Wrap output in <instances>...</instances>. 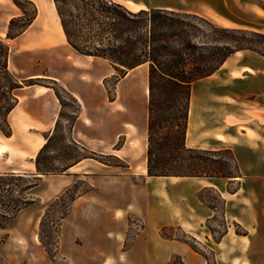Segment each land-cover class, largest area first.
I'll return each mask as SVG.
<instances>
[{
    "label": "crops",
    "instance_id": "crops-1",
    "mask_svg": "<svg viewBox=\"0 0 264 264\" xmlns=\"http://www.w3.org/2000/svg\"><path fill=\"white\" fill-rule=\"evenodd\" d=\"M27 1L36 7L37 16L21 35L9 39L10 22L23 17L24 11L13 0H0V41L9 48L8 70L21 82L54 81L64 87L80 105L72 140L85 147L103 142L100 153L119 159L122 165L96 166L88 158L58 175L62 192L81 177L90 188L76 197L69 215L59 222L62 261L52 260L40 239L43 195L35 196L36 202L20 211L11 227L0 228V237L8 236L0 245V258L7 264H81L83 255L89 254L97 260L94 264H169L173 255H179L185 264H264V145L253 151L252 162V140L264 144V135L253 130L264 126V57L250 50L236 52L214 74L192 86L186 146L232 150L242 174L234 182L238 191L229 192V181L223 178L151 177L147 171L148 65L130 70L115 84L110 98L106 82L114 75L112 65L69 44L53 0ZM113 1L133 12L167 9L228 29L264 33V0ZM12 93L17 101L6 118L12 135L0 129V174L34 175L36 157L55 132L62 104L48 85L24 84ZM77 129L85 135L80 137ZM49 176H42L40 184ZM202 190L214 191L223 202L227 229L219 240L208 227L217 208L199 199ZM83 203L103 207L120 219L116 227L105 229L104 248H66L68 222L85 220L84 215L73 214ZM129 215L142 220L143 226L126 246ZM235 224L247 234H238ZM163 227H179L196 244L207 247L212 258L182 240L162 238ZM76 239L73 234L72 240Z\"/></svg>",
    "mask_w": 264,
    "mask_h": 264
},
{
    "label": "trees",
    "instance_id": "trees-1",
    "mask_svg": "<svg viewBox=\"0 0 264 264\" xmlns=\"http://www.w3.org/2000/svg\"><path fill=\"white\" fill-rule=\"evenodd\" d=\"M13 1L24 11V15L10 22L7 34L9 39L21 35L37 16L36 7L27 0ZM53 1L69 44L83 55L107 60L117 72L116 83L130 70L143 64L148 65V175L223 178L229 181V192L238 191L239 184L235 189L229 188L236 182V178L242 177L232 150H206L186 146L192 86L196 81L214 74L236 52L250 50L264 57V33L228 29L197 15L167 9L151 8L133 12L113 0ZM25 5L33 7L31 16H28ZM24 20V25L18 26ZM195 21L203 23L204 26ZM0 45L5 52L3 72L6 77L15 79L7 67L9 48L2 41ZM40 82L32 80L24 84L35 85L41 84ZM52 83L58 84L54 81ZM24 84L21 85L15 80L11 92ZM3 89L0 80V109L4 100ZM61 89L67 91L62 86ZM54 90L63 105L60 95ZM11 92L14 103L7 110L4 125L0 124V129L6 136L12 135L6 118L17 101ZM73 99L77 101L74 97ZM58 125L59 122L55 132ZM53 135L47 138L46 144L36 157L34 175L0 174V228L11 227L19 212L36 202L31 192L38 187L42 176L63 174L81 160L94 158L84 157L79 161H72L65 164L61 171L49 169L44 161V153ZM100 162L113 166L122 165ZM13 186L19 187V195L15 198L11 194ZM206 191L209 190L200 191L198 197L215 210L216 207L205 197ZM75 199L76 197L71 200L68 212L60 216V221L69 215ZM235 226L238 234H247L239 224ZM208 227L216 240L221 239L227 229L217 237L218 233L210 227V223ZM170 229L181 231L182 237L169 235ZM160 235L168 240H182L197 249L194 245L195 238L179 227H163ZM7 238V235L1 236L0 245ZM41 241L47 250V245L42 239ZM169 264L185 263L179 255H173Z\"/></svg>",
    "mask_w": 264,
    "mask_h": 264
},
{
    "label": "rangeland",
    "instance_id": "rangeland-1",
    "mask_svg": "<svg viewBox=\"0 0 264 264\" xmlns=\"http://www.w3.org/2000/svg\"><path fill=\"white\" fill-rule=\"evenodd\" d=\"M28 16L33 14V7L30 5H25ZM197 24L203 25L198 21H195ZM25 20L20 22L18 26L24 25ZM207 28V27H205ZM5 64V52L3 47L0 45V80L3 85L4 100L2 107L0 109V124L4 125L5 116L8 108L14 103L12 96L10 94L11 87L15 84L17 80L21 85L24 82H21L16 77H6L3 72V66ZM113 76L110 77L106 82V87L110 93V96H113V90L116 84L115 76L117 72H113ZM43 85H48L49 87L56 89L58 94L62 99V109L60 117L58 119L59 125L57 131L54 133L52 140L49 143L48 149L44 153V161L46 166L52 170L61 171L64 169L65 164L71 163L72 161H79L84 157H94L89 161L91 164L96 166H101L99 163L102 162H112L113 164H122L118 162L115 158L110 157V155L100 153L104 149V143L100 141H93L89 144V147H85L80 143L74 144L72 141V130L74 123L79 116L80 107L78 101H75L73 97L67 92L61 89V85L54 84L52 82H40ZM64 88V87H63ZM65 89V88H64ZM13 92V91H12ZM11 92V93H12ZM13 94V93H12ZM149 94V93H148ZM149 100V98H148ZM253 130L260 136L264 135V126H253ZM79 131L80 137L84 136L83 129H77ZM120 142L119 144H121ZM264 144H259L252 140V162L254 153L256 150H260L261 146ZM140 153V151H139ZM141 154V153H140ZM139 154V155H140ZM104 155V156H101ZM88 159V158H87ZM82 161V160H81ZM95 170L96 168H89ZM140 170V166H139ZM61 175V174H59ZM58 175H51L45 179L43 183L35 188L31 195L33 197L43 195V199L39 203L40 207L43 209V219L40 225V237L43 242L47 245V250L49 251L50 258L54 261H62L59 251H58V227L60 222V216L65 214L69 210V205L71 200L74 197L83 195L90 191L88 183L84 178L77 179L72 186L67 190L62 192V182L60 181ZM72 182V179H70ZM21 184V183H18ZM237 183H232L229 188H237ZM97 192L95 191L94 194ZM12 196L15 198L19 195V187H12ZM206 199L216 207V215L210 221V227L216 231L217 237L224 230L223 226V204L218 195L212 191L205 192ZM36 198V197H35ZM73 214H82L85 216L84 221H78L76 219H71L68 222V243L66 245L67 249H70L72 245H80L86 247L88 250L94 248H104L107 246V242L104 239V231L107 227H116L120 222L119 217L113 218L111 214L103 207H93L91 208L88 203H83L80 206H77ZM129 229L126 233V246L130 245L133 237L141 231L143 226V221L134 215L128 216ZM13 225V224H12ZM11 225V226H12ZM241 231V229H239ZM75 232V233H72ZM76 236V240H72V236ZM169 235H175L176 237H182V233L179 230L170 229L168 231ZM195 247L203 252L208 258H212L210 250L207 247L194 244ZM81 264H94L97 260L92 258V255H83V258L80 260ZM0 264H7L0 258Z\"/></svg>",
    "mask_w": 264,
    "mask_h": 264
},
{
    "label": "bare ground",
    "instance_id": "bare-ground-1",
    "mask_svg": "<svg viewBox=\"0 0 264 264\" xmlns=\"http://www.w3.org/2000/svg\"><path fill=\"white\" fill-rule=\"evenodd\" d=\"M148 93H149V89H148Z\"/></svg>",
    "mask_w": 264,
    "mask_h": 264
}]
</instances>
